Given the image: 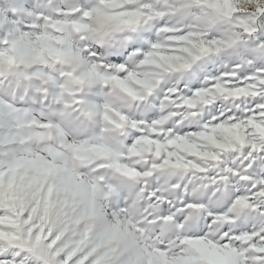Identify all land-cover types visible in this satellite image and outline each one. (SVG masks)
I'll use <instances>...</instances> for the list:
<instances>
[{"label":"clouds","instance_id":"1","mask_svg":"<svg viewBox=\"0 0 264 264\" xmlns=\"http://www.w3.org/2000/svg\"><path fill=\"white\" fill-rule=\"evenodd\" d=\"M74 2L77 11L92 10L76 17L79 31L66 26L42 40H22L15 73L0 80V104L43 113L49 146L62 156L60 197L74 201L70 212L135 226L157 245L203 229L247 186L226 171L235 167V153L218 147L226 142L220 125L209 127L225 107L221 97H182L213 70L255 68L245 53L264 44V32L229 46L232 21L249 13L251 0H229L227 17L223 0ZM0 7L8 3L0 0ZM137 10L159 15L125 23L137 20L130 15ZM51 52L62 60L53 61Z\"/></svg>","mask_w":264,"mask_h":264},{"label":"snow or ice","instance_id":"2","mask_svg":"<svg viewBox=\"0 0 264 264\" xmlns=\"http://www.w3.org/2000/svg\"><path fill=\"white\" fill-rule=\"evenodd\" d=\"M5 2L8 7H0V80L15 73L22 40H42L66 26L79 31L76 17L92 11H77L74 0ZM223 6L227 17L229 0ZM130 15L137 20L125 23L137 26L159 13L137 10ZM232 23L230 47L264 32V0H251L249 13ZM49 54L53 61L62 60L58 53ZM245 55L255 68L213 70L203 84L194 81L182 99L190 103L193 92L221 97L225 107L209 127L220 125L226 142L218 147L235 153V167L226 171L247 187L209 215L203 229L166 244L142 237L135 226L103 224L70 212L74 201L60 197L62 156L49 146L43 113L38 118L28 109L0 104V264H264V67L259 63L264 62V44ZM208 139L215 143L212 136ZM131 152L138 154L135 147ZM125 174L137 177L136 171ZM176 228L184 232V225Z\"/></svg>","mask_w":264,"mask_h":264}]
</instances>
